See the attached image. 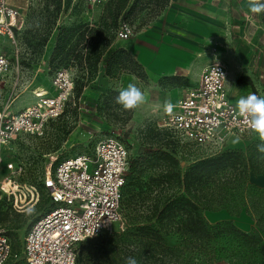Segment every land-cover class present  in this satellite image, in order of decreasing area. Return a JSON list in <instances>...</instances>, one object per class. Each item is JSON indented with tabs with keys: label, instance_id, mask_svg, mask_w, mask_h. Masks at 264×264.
Masks as SVG:
<instances>
[{
	"label": "built area",
	"instance_id": "built-area-1",
	"mask_svg": "<svg viewBox=\"0 0 264 264\" xmlns=\"http://www.w3.org/2000/svg\"><path fill=\"white\" fill-rule=\"evenodd\" d=\"M83 2L94 7L108 0ZM24 22L21 10L11 6L10 0H0V36L14 42ZM133 35V27L122 23L115 40L127 41ZM87 40L81 44L83 52ZM11 71H24L18 53L14 60L0 53V204L20 214L38 205L44 193L51 207L28 227L20 260L23 264H76L82 243L111 233L113 225L123 221L120 202L129 171L127 147L116 137L103 136L74 157H50L41 189L21 183V166L11 162V148L27 136L41 137L48 123L64 114L73 98L77 72L72 65L56 71L48 88L32 90V103L13 112L16 95L2 98L3 80ZM227 75L225 65L214 60L202 70L198 84L173 104L171 113L163 107L160 125L190 154L204 151L213 156L228 149L233 140L239 138L240 143L255 135L226 91ZM17 259L8 232L0 227V264Z\"/></svg>",
	"mask_w": 264,
	"mask_h": 264
},
{
	"label": "trees",
	"instance_id": "trees-1",
	"mask_svg": "<svg viewBox=\"0 0 264 264\" xmlns=\"http://www.w3.org/2000/svg\"><path fill=\"white\" fill-rule=\"evenodd\" d=\"M54 1L55 12L59 13L61 0ZM168 5L169 0H108L101 6L103 14L96 24L79 22L68 27L58 24L49 64L65 62L54 73L75 66L80 76L76 74L74 100L94 80L99 66H103L104 76L109 79L130 74L146 81L142 66L126 50H111L109 44L115 40L121 19L144 13L139 27L143 28L159 18ZM123 24L133 27L130 23ZM48 38L49 35L45 36L40 45L47 44ZM86 38L83 52L81 44ZM163 82V88L181 86L178 78H164ZM164 131L163 135L153 134L164 144L152 145L129 159L120 202L124 229L109 244L79 248L76 264H126L129 257L138 264L157 258L160 264H177L178 260L190 263L193 251L208 257L209 262L215 257L213 243L226 236L239 239L249 249L264 251V188L250 182V177L264 176V154L257 150L260 141L248 145L244 151L228 148L189 161L188 150L180 146L171 132ZM36 186L41 189L40 184ZM219 211H225L230 218H239L244 212L254 222V228L244 233L232 221L208 223L204 213ZM8 235L11 236L9 232ZM171 238H176L178 246L187 249L190 256L184 260L183 256L174 255L178 248L171 246Z\"/></svg>",
	"mask_w": 264,
	"mask_h": 264
},
{
	"label": "rangeland",
	"instance_id": "rangeland-1",
	"mask_svg": "<svg viewBox=\"0 0 264 264\" xmlns=\"http://www.w3.org/2000/svg\"><path fill=\"white\" fill-rule=\"evenodd\" d=\"M10 4L14 8L21 10V13L25 16V22L20 34L15 36L14 42L5 35L0 36V53L5 54L11 60H14L15 53H18V61L24 67V72L22 75L23 83L19 89L17 88V94L22 93V97H30L32 90L36 88H48L54 71L65 64L63 62L60 65H57V63L50 65L51 54L46 55L50 48L48 47L49 42L52 45V41H55L58 24L59 26L68 27L79 22H86L87 17L92 18V21L88 22L90 25L96 24L103 14V7H91L84 4L82 0H61L60 12L56 13L54 0H10ZM246 10L250 12L249 8ZM236 11L237 8L233 12L238 17L239 14ZM251 16L254 19L251 25L252 32L247 37H249L253 46L264 52V13H251ZM144 19V13H139L126 18V20L121 19L120 24L130 23L135 29L132 38L135 39L138 33L149 30L150 26L154 23L152 22L148 26L139 28ZM53 21L54 25L52 26L51 23ZM222 25L223 27L221 26V28L226 31V37L229 38L227 36V25L223 22ZM47 35H49L47 44L45 43L41 46L40 41ZM222 39L221 42H217L211 52L220 59H230L234 55L235 61H240V43L232 38L229 40V46H225L222 43ZM124 44L113 40L109 44V48L117 50L120 47L116 48V46H121V48L127 51ZM250 49L254 55L261 57L257 50L252 47ZM132 58L135 60L133 56ZM240 69V76H255L250 73L252 68L249 69L247 66L240 65ZM77 75L80 76L78 72ZM96 77L97 75L86 86V89L82 90L79 99L75 98L74 100L72 98L68 102L65 113L61 118L48 123L41 137L27 136L18 142L15 147L11 148L9 152L11 154V162L15 167L21 166V172L19 173L21 181L39 185L45 174L50 157L55 156V154H59L60 159L69 156L74 157L90 148L96 140L103 136H112L122 140L127 147L130 160L136 158L140 152L152 145L156 147L159 144H164L165 141H158L154 138L153 134L163 135L165 129L153 117L152 111L161 103L167 101L169 98L168 93L172 91L171 86L168 85L163 88L165 84L163 79L157 83H152L148 78L146 81H142L134 75L120 74L116 79L105 77L104 81L107 82V85L102 87V89L95 82ZM14 78L15 72L12 71L10 76H7L5 79V85L8 87V83ZM255 81V87L245 85L244 88H241L243 96L245 95L244 97L252 93H255L258 97H264V80L255 78ZM129 83L135 84L145 93L147 102L138 109L126 111L115 103V98L117 97L116 94H119V91L126 88ZM182 84H185L184 81H182ZM7 87L4 88L3 96L11 90L10 88L7 89ZM180 88L182 87L175 89ZM23 100L21 99V101L15 104V107L20 106ZM161 138L164 137L162 136ZM256 141H259V138L255 135L244 142L238 143V145L230 146L229 149L244 151L248 145ZM191 155L188 157L189 161L206 156V153L198 151ZM50 207V202L44 193H42L38 205L20 214H15L10 210L8 205L0 204V227L11 234L10 238L15 253L18 256V259L13 264H23L20 260V255L25 233L30 224ZM123 224L124 221L121 224H114L111 233L102 234L98 238L84 242L80 250L82 247L94 246L101 243L109 244L115 234L122 232L124 229ZM170 244L178 248V251L174 255L183 256L184 260L186 256H190L187 255L189 254L187 249L178 246L176 238H171ZM211 249L214 250L213 254H215V257L209 262L207 261L208 257L204 258L203 254L198 255L197 252L193 251L191 252L194 256L193 261L190 263L182 261L180 263L178 260L177 264H208L210 262H213V264H264V251H258L255 248L249 249L244 242L232 237L226 236L216 240ZM158 260L157 258L153 262L151 260L145 264H160ZM167 261L168 259L165 263Z\"/></svg>",
	"mask_w": 264,
	"mask_h": 264
},
{
	"label": "crops",
	"instance_id": "crops-1",
	"mask_svg": "<svg viewBox=\"0 0 264 264\" xmlns=\"http://www.w3.org/2000/svg\"><path fill=\"white\" fill-rule=\"evenodd\" d=\"M235 8H237L238 17L233 12ZM247 8V0H169L168 7L154 21L149 30L138 33L135 39H132L133 35L127 41H116L125 43L127 52L142 66L144 73L152 83H157L164 78L183 79L180 80L182 88H173L168 93L167 101L172 104L177 102L186 89L198 84L200 74L207 65L214 60L221 61L228 73L226 91L231 100L237 104V101L245 96L241 88L245 85L255 87V78L264 80V52L253 46L247 37L252 32L251 25L254 21L251 13L247 12ZM91 21V17L86 18V22ZM222 22L227 25L229 38L226 37V31L221 28L223 27ZM221 38L225 46H229V40L232 38L240 43V61H235L234 55L233 59H220L211 52L217 42H221ZM53 47L54 42L52 41L46 55L52 53ZM250 47L257 50L261 57L254 55ZM116 48L123 49L121 46H116ZM240 65L252 68L250 73L255 76H240ZM23 72L15 73V78L8 83V87L5 85V79L11 73L3 80V101L7 100L11 94L16 95L12 105L13 112L32 103L31 95L22 97V93L17 94V90L23 83ZM104 78L103 66H99L95 82L101 88L107 85ZM182 81L185 84H182ZM6 87L11 90L3 96ZM21 99H24L21 105L15 107ZM165 102L152 111L153 117L158 121L162 117ZM232 145H238V143H232ZM250 182L259 188H264V176L250 177ZM204 217L212 225L222 221H232L235 227L244 233H249L254 228V222L244 212L239 218H230L223 211L204 213Z\"/></svg>",
	"mask_w": 264,
	"mask_h": 264
},
{
	"label": "clouds",
	"instance_id": "clouds-1",
	"mask_svg": "<svg viewBox=\"0 0 264 264\" xmlns=\"http://www.w3.org/2000/svg\"><path fill=\"white\" fill-rule=\"evenodd\" d=\"M247 3L251 13H264V0H247ZM146 102L145 93L133 83H129L126 88L120 90L115 98V103L126 111L138 109ZM173 107L174 105L169 101L164 103V110L168 113L173 111ZM237 109L247 121L251 132L259 138L258 152L264 154V97H258L255 93L241 97L237 101ZM238 140L239 138L233 140V143H237ZM126 264H138V262L135 258L129 257Z\"/></svg>",
	"mask_w": 264,
	"mask_h": 264
},
{
	"label": "bare ground",
	"instance_id": "bare-ground-1",
	"mask_svg": "<svg viewBox=\"0 0 264 264\" xmlns=\"http://www.w3.org/2000/svg\"><path fill=\"white\" fill-rule=\"evenodd\" d=\"M50 46H51V43L49 42L48 47H50ZM12 189H13V191H15V188L12 187Z\"/></svg>",
	"mask_w": 264,
	"mask_h": 264
}]
</instances>
